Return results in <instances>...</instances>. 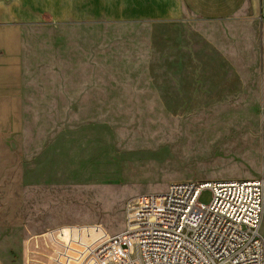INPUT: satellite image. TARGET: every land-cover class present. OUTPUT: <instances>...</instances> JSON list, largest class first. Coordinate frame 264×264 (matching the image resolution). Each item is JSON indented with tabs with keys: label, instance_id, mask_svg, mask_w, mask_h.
<instances>
[{
	"label": "rangeland",
	"instance_id": "374dc122",
	"mask_svg": "<svg viewBox=\"0 0 264 264\" xmlns=\"http://www.w3.org/2000/svg\"><path fill=\"white\" fill-rule=\"evenodd\" d=\"M57 2L81 15L79 0ZM184 18L30 26L24 78L7 74L25 101L0 96V264H49L58 226L115 233L130 197L172 182L264 177V11ZM59 86L70 103L50 101Z\"/></svg>",
	"mask_w": 264,
	"mask_h": 264
},
{
	"label": "built area",
	"instance_id": "2783aa9c",
	"mask_svg": "<svg viewBox=\"0 0 264 264\" xmlns=\"http://www.w3.org/2000/svg\"><path fill=\"white\" fill-rule=\"evenodd\" d=\"M210 189L209 204L198 201ZM123 229L45 231L49 264H264V177L172 182L130 197Z\"/></svg>",
	"mask_w": 264,
	"mask_h": 264
},
{
	"label": "crops",
	"instance_id": "0c3cea01",
	"mask_svg": "<svg viewBox=\"0 0 264 264\" xmlns=\"http://www.w3.org/2000/svg\"><path fill=\"white\" fill-rule=\"evenodd\" d=\"M27 3L28 0H0V28H3L1 37H9V40L14 41V44L9 42L13 47L9 46L10 48L6 49L0 46V96L7 101L14 97L19 102L25 101L24 84L18 89L14 82L16 76L7 74L19 68L21 77L23 76L25 65L34 53V46L30 44L27 31L45 14H48L54 23L65 24L71 21H96L103 18L184 21L185 16L207 21H222L246 11L253 14L264 11V0H79L80 4H84L78 12L81 15L61 16L60 12H57L59 7L57 0H51L49 7L35 11L29 10ZM58 89L52 92V95L58 97L54 96L50 101L61 100L62 103L65 101L70 103L71 93L62 86ZM46 94L48 93H44Z\"/></svg>",
	"mask_w": 264,
	"mask_h": 264
}]
</instances>
